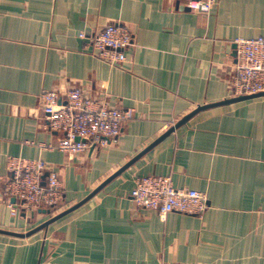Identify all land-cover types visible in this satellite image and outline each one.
Masks as SVG:
<instances>
[{"label":"crops","instance_id":"0c3cea01","mask_svg":"<svg viewBox=\"0 0 264 264\" xmlns=\"http://www.w3.org/2000/svg\"><path fill=\"white\" fill-rule=\"evenodd\" d=\"M111 24L133 37L119 66L80 38ZM258 37L264 0L209 13L187 0H0V264H264V97L230 101L235 41ZM72 88L133 112L116 142L50 148L64 134L41 95ZM12 159L55 171L60 205L14 211L2 194ZM149 175L206 194L208 209L137 207L135 180Z\"/></svg>","mask_w":264,"mask_h":264},{"label":"built area","instance_id":"2783aa9c","mask_svg":"<svg viewBox=\"0 0 264 264\" xmlns=\"http://www.w3.org/2000/svg\"><path fill=\"white\" fill-rule=\"evenodd\" d=\"M218 0H187V8L209 13ZM96 50L102 61L119 66L127 61V51L133 45L130 30L111 24L93 34L80 33ZM237 65L232 84L234 97L264 93V37L235 41ZM43 111L49 128L64 134L56 147L68 155L77 156L97 145L116 142L122 128L133 119L131 110L113 108L104 101L92 99L83 89L65 92L44 91ZM10 178L3 188L6 201L14 200L12 209L31 210L40 206L60 205L63 187L58 174L41 160L12 159ZM131 197L137 207L156 211L162 218L173 212L202 216L208 209L207 195L196 190L177 188L172 179L149 175L138 177Z\"/></svg>","mask_w":264,"mask_h":264},{"label":"water","instance_id":"95a60500","mask_svg":"<svg viewBox=\"0 0 264 264\" xmlns=\"http://www.w3.org/2000/svg\"><path fill=\"white\" fill-rule=\"evenodd\" d=\"M260 97H264V93H260V94H256V95H251V96H240V97H235L234 99H232V100H230V101H244V100H250V99H255V98H260ZM204 108H206V107H198V109L194 112V113H196V112H198V111H200V110H202V109H204ZM193 113V114H194ZM192 115H190V116H188V117H186V118H184L182 121H180L175 127H178V126H180L181 124H183V123H185L188 119H189V117H191ZM175 128H172V129H170V131L169 132H171V131H173ZM165 136V135H164ZM160 140V139H159ZM157 142V141H156ZM141 156V154L138 156V157H140ZM136 160V159H135ZM135 160H133V161H135ZM133 161H131L130 163H128L126 166H124L123 167V169L122 170H124L125 168H127ZM121 170V171H122ZM120 171V172H121ZM119 174V173H118ZM67 212H69V211H67ZM67 212H65V213H67ZM64 213V214H65Z\"/></svg>","mask_w":264,"mask_h":264}]
</instances>
